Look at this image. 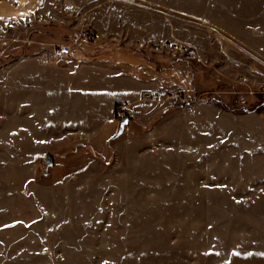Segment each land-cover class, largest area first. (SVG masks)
<instances>
[{
	"label": "rangeland",
	"instance_id": "obj_1",
	"mask_svg": "<svg viewBox=\"0 0 264 264\" xmlns=\"http://www.w3.org/2000/svg\"><path fill=\"white\" fill-rule=\"evenodd\" d=\"M29 12L0 13V264H264V0Z\"/></svg>",
	"mask_w": 264,
	"mask_h": 264
},
{
	"label": "bare ground",
	"instance_id": "obj_2",
	"mask_svg": "<svg viewBox=\"0 0 264 264\" xmlns=\"http://www.w3.org/2000/svg\"><path fill=\"white\" fill-rule=\"evenodd\" d=\"M14 1H16L19 4L18 8H12L9 5V2L7 1L4 2V5L0 4L1 15L8 16L10 18L13 15L16 16H25L27 14L29 15L30 14L29 8L30 7L32 8L37 0H14Z\"/></svg>",
	"mask_w": 264,
	"mask_h": 264
},
{
	"label": "built area",
	"instance_id": "obj_3",
	"mask_svg": "<svg viewBox=\"0 0 264 264\" xmlns=\"http://www.w3.org/2000/svg\"><path fill=\"white\" fill-rule=\"evenodd\" d=\"M72 53L71 47L69 45H57L51 53L53 59H63L70 56ZM187 55L192 57V52H187ZM148 98H152L150 94H146ZM121 111H124V108H121Z\"/></svg>",
	"mask_w": 264,
	"mask_h": 264
},
{
	"label": "crops",
	"instance_id": "obj_4",
	"mask_svg": "<svg viewBox=\"0 0 264 264\" xmlns=\"http://www.w3.org/2000/svg\"><path fill=\"white\" fill-rule=\"evenodd\" d=\"M256 27H253L252 29H251V31H252V34H253V36H255V37H259V38H263L264 37V25H258V23H256ZM257 31H259L260 32V34H256V32ZM242 40V39H241ZM26 41L27 42H30V39H26ZM243 41V40H242ZM243 42H245V41H243ZM241 43V44H243V45H245V48H247V47H249V49H251V50H257V51H259L262 55H264V48H262V50H261V48H259V46L258 47H255L250 41H248L247 40V42L248 43ZM244 48V47H243ZM244 48V49H245ZM78 49L76 48V50L73 52V56H74V53L77 51ZM71 55H72V53H71ZM71 55L70 56H68V57H71ZM68 57H66V58H68ZM75 58V57H74ZM63 59H65V58H63ZM57 60V59H56ZM75 60L76 61H78V62H81L80 60H77L76 58H75Z\"/></svg>",
	"mask_w": 264,
	"mask_h": 264
},
{
	"label": "trees",
	"instance_id": "obj_5",
	"mask_svg": "<svg viewBox=\"0 0 264 264\" xmlns=\"http://www.w3.org/2000/svg\"><path fill=\"white\" fill-rule=\"evenodd\" d=\"M188 104V102H181V104H179L178 106H183V105H186ZM222 106V105H221ZM223 107V106H222ZM224 109V108H223ZM250 110H245V106H238V107H235L234 110H233V113H236V114H239V113H245V112H249ZM254 111V110H253ZM257 112V111H256ZM259 113V112H257ZM260 114V113H259ZM124 115L125 116H129L127 112H124ZM124 116V117H125ZM130 117V116H129Z\"/></svg>",
	"mask_w": 264,
	"mask_h": 264
},
{
	"label": "water",
	"instance_id": "obj_6",
	"mask_svg": "<svg viewBox=\"0 0 264 264\" xmlns=\"http://www.w3.org/2000/svg\"><path fill=\"white\" fill-rule=\"evenodd\" d=\"M127 122H129V117H124V118L120 121L117 135L122 134V132L124 131V125H125Z\"/></svg>",
	"mask_w": 264,
	"mask_h": 264
},
{
	"label": "snow or ice",
	"instance_id": "obj_7",
	"mask_svg": "<svg viewBox=\"0 0 264 264\" xmlns=\"http://www.w3.org/2000/svg\"><path fill=\"white\" fill-rule=\"evenodd\" d=\"M0 19H3V17H0Z\"/></svg>",
	"mask_w": 264,
	"mask_h": 264
}]
</instances>
